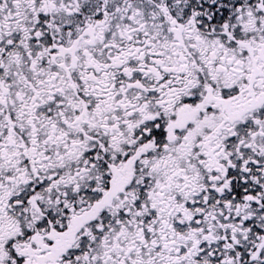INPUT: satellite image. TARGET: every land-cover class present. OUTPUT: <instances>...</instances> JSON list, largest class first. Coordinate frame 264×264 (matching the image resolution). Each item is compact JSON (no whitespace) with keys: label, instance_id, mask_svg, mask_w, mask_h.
Listing matches in <instances>:
<instances>
[{"label":"snow or ice","instance_id":"6c2138e0","mask_svg":"<svg viewBox=\"0 0 264 264\" xmlns=\"http://www.w3.org/2000/svg\"><path fill=\"white\" fill-rule=\"evenodd\" d=\"M0 264H264V0H0Z\"/></svg>","mask_w":264,"mask_h":264}]
</instances>
